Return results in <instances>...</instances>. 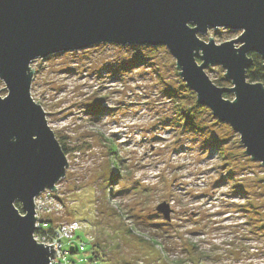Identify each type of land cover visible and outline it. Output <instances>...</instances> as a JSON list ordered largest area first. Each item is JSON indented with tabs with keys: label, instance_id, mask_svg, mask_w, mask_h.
Listing matches in <instances>:
<instances>
[{
	"label": "rangeland",
	"instance_id": "obj_1",
	"mask_svg": "<svg viewBox=\"0 0 264 264\" xmlns=\"http://www.w3.org/2000/svg\"><path fill=\"white\" fill-rule=\"evenodd\" d=\"M240 34L223 27L199 37L222 44ZM162 47L150 54L147 46L104 43L31 63L32 97L69 163L55 191L64 209L43 219L80 221L86 249L91 236L99 251L93 264H264V165L217 117L202 132L165 125L169 91L185 92L186 82ZM206 70L225 80L220 65ZM4 88L0 80L2 96ZM165 201L169 221L157 211ZM157 223L164 228L150 225ZM89 255L69 257L89 264Z\"/></svg>",
	"mask_w": 264,
	"mask_h": 264
},
{
	"label": "water",
	"instance_id": "obj_2",
	"mask_svg": "<svg viewBox=\"0 0 264 264\" xmlns=\"http://www.w3.org/2000/svg\"><path fill=\"white\" fill-rule=\"evenodd\" d=\"M223 27L241 34L222 44L199 37ZM104 43L165 46L197 102L230 124L246 154L264 165V83L247 79L250 54L264 60V0H0V80L8 90L0 92V264L57 257L54 244L35 238V199L46 189L57 194L69 163L32 97L31 63ZM214 65L232 86L211 80L206 68ZM157 211L171 220L170 203Z\"/></svg>",
	"mask_w": 264,
	"mask_h": 264
},
{
	"label": "trees",
	"instance_id": "obj_3",
	"mask_svg": "<svg viewBox=\"0 0 264 264\" xmlns=\"http://www.w3.org/2000/svg\"><path fill=\"white\" fill-rule=\"evenodd\" d=\"M138 46L134 45V48H137ZM147 48H148V51H151L150 54H154L155 52L158 51L159 48H164V47L162 46L153 47V46L147 45ZM150 54L148 53L147 56H145V54H141L140 58H138L137 60L130 61L131 65L137 66L138 64L137 61L144 62L145 58H147ZM250 56L254 58V63L251 66V68L247 71V79L255 83H258V82L264 83V60L263 58L259 54H255V53L250 54ZM215 82L221 87H226V84L231 83V81L227 80L226 78L225 80H221L218 82L215 81ZM182 88L184 89L185 92H182V93L179 92L181 94L174 93L173 89L169 91L171 93V96L169 98V103L171 104L170 111H171L172 117L166 116L165 121H164L165 125L171 128H176L182 131L183 133L184 132L195 133V132H202L206 130V128H208L207 124L209 122L216 121L214 114L211 112V110L207 106L204 107L197 102L196 92L194 91L192 92L189 88H187L186 84H183ZM7 93H8V90H6L5 95H7ZM232 95H233L232 93H226L225 98H229ZM57 138L62 146L63 151L66 152L67 154L68 152L66 150L67 147L65 143L58 136ZM112 176L113 178H115L114 177L115 174H113ZM16 207L20 209L22 213H24V210L21 208L20 202H16ZM144 225L146 224L144 223L143 226ZM150 225L152 227L157 226L158 230H161L164 228V226L160 225V223H157L155 225L154 224H150ZM54 226L55 225H53V221L49 220L48 227L46 228V230L42 228L39 231H36V233L39 235L46 234V231L53 233ZM83 240L84 239L80 235L78 236V233H77L76 238H75L76 243H74L76 246H73L71 249H69L70 251L69 254H78L79 252H81L78 249V244L79 242H83ZM64 243L70 244L67 241ZM89 245H90V249L88 250L86 249L85 251V252L90 253V255L88 256L89 264L99 263L100 261L99 251L96 249V246L94 245L93 242H91Z\"/></svg>",
	"mask_w": 264,
	"mask_h": 264
},
{
	"label": "built area",
	"instance_id": "obj_4",
	"mask_svg": "<svg viewBox=\"0 0 264 264\" xmlns=\"http://www.w3.org/2000/svg\"><path fill=\"white\" fill-rule=\"evenodd\" d=\"M35 208H36V216L38 219L37 222V231L40 229L46 230L48 227V221H45L43 218L46 215H56L62 212L64 209L63 204L56 196L55 192L51 189H46L44 192L40 193L36 196L35 199ZM81 222L80 221H67L61 222L54 226V232L50 233L46 231V234L39 235L35 232V238L37 241L44 243L45 245L53 246L54 250L57 251V257L51 260L50 264H77L78 262L75 261L73 258L69 257L70 251L64 250L65 243L69 242L70 244H74L75 238L79 230H81ZM89 244L93 242V237H88ZM86 244L84 241L79 242L78 249L81 252L86 251Z\"/></svg>",
	"mask_w": 264,
	"mask_h": 264
}]
</instances>
